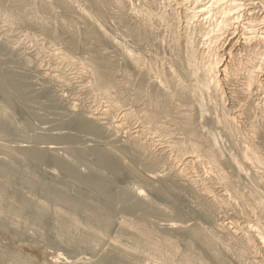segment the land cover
Listing matches in <instances>:
<instances>
[{
	"label": "rangeland",
	"instance_id": "obj_1",
	"mask_svg": "<svg viewBox=\"0 0 264 264\" xmlns=\"http://www.w3.org/2000/svg\"><path fill=\"white\" fill-rule=\"evenodd\" d=\"M168 1L6 0L0 4V45H4L0 50V63L3 61L0 64L1 73L17 71V75H26L35 97L33 103L24 106L13 100L8 101V97L0 93V111L3 113L0 115H13L14 134L6 135L0 131V264H217L219 261L225 264H264V161L253 167L243 160L249 144L254 146L259 156L264 157V78L257 74V84L250 88L246 83L249 73L254 72L255 75L256 71L261 70L259 63L263 65L262 60L257 61L255 53H251L258 51L259 46L256 45L255 50H252V46L251 50L250 47L239 50L236 46L235 62L247 63L251 68L246 70L248 73L245 70L238 73L235 83L222 85L220 98L217 95L209 98L205 91H197V98L201 102L204 100V117L197 104L195 107L194 103H182L176 99L174 112L160 114L156 121L150 122L148 116L156 113L152 99L156 72L169 69L173 72L174 78L171 80L175 81L166 87L170 93H173L179 81L186 83L183 85L186 89H198L195 84L203 79L205 66L209 65L210 59H215L211 58V54L214 53V57L224 45H228V37L233 31L218 30L216 18L213 17L216 9L211 17L206 16L207 13L203 17L195 15V2L201 0ZM213 1L202 0L201 4L210 5ZM242 1L243 5L250 3V0ZM118 2H122L123 11L128 16L123 21L126 26L115 18ZM259 5L256 3L249 11L251 20L242 18L237 21L236 35L240 34L243 23L249 21L254 25L255 33L261 35L264 32V6ZM245 9L244 13L247 12ZM141 13L152 14V19L150 24L149 21H142V24L149 25V35L139 39L130 36L127 31L136 25L144 30L139 21L141 16H138ZM87 21L99 25L112 42L99 45L88 40L85 36ZM216 29L219 33L213 34V37L212 33L218 32ZM66 31L75 34L76 45L73 48L69 46L70 34ZM186 41L187 46L193 48L194 57L199 56L194 58L191 65L185 62V58H181V64L176 65V59L181 57L176 55L177 46L185 50ZM96 48L101 49L112 72L110 85L103 89L95 86L96 78L91 71L90 60ZM207 50L212 52L207 54ZM129 55L141 60L144 67L127 62L124 57ZM195 64L197 67L193 68ZM150 65L153 73L148 72L149 68L146 67ZM197 68L202 71L198 72ZM192 69H197L198 77L192 75ZM70 109L83 115L106 112L103 118L108 123L109 133H116L118 130L115 126L122 124L119 132L125 139L116 135L111 143L113 146L125 144L119 156L123 170L115 172L107 166H99L98 152L109 149L103 147L105 143L102 140L106 141L105 138L80 132L75 125V115H71L73 119L69 115L73 114L69 112ZM65 114L69 115L68 118ZM187 117L191 119L194 134L184 128ZM227 123H231L230 134L223 128ZM212 135L215 142L209 139ZM243 136L244 139L241 138ZM90 146H94L96 152L89 150ZM81 147L90 151L88 157L85 160L74 159L72 150H81ZM31 148H37L36 154H40L37 158L29 150ZM191 155H198L199 161L191 162L188 159ZM216 155L233 163L238 162L243 168V175L226 164L222 171L223 178L221 174V178L210 176L217 169ZM73 162L76 163L78 176L93 178L97 173L102 174L109 185L108 192L127 190L134 195L135 191H142L144 195L141 200L132 196L131 200L134 204L142 202L144 207L135 212L114 206L103 211L108 202L106 195H94L91 188L86 189L75 177L66 180L67 170L72 169L70 164ZM5 168L9 170L5 171ZM4 171H10L11 175ZM161 175L165 176V180ZM29 176L38 179L44 189L61 188L75 204H79V197H85L106 216L108 222L117 218L116 223L112 221L108 228L92 220L89 213H78L73 217L74 224L72 221L69 224L65 221L67 215L71 214L68 208L61 200H51L41 187L32 188L25 183L23 180ZM229 179L235 181L236 190L231 187ZM177 181H185L186 186L192 183L194 192L198 193L203 186H207L218 203L214 206L203 205L200 196L177 185L175 187ZM167 185L171 188H166L169 187ZM160 188L164 190L161 192ZM250 226L257 233L259 230L258 237H251ZM229 227V230L236 231L234 238L226 234ZM122 232H125L124 235ZM206 253L205 258L203 254Z\"/></svg>",
	"mask_w": 264,
	"mask_h": 264
},
{
	"label": "bare ground",
	"instance_id": "obj_2",
	"mask_svg": "<svg viewBox=\"0 0 264 264\" xmlns=\"http://www.w3.org/2000/svg\"><path fill=\"white\" fill-rule=\"evenodd\" d=\"M6 0H0V4H3ZM125 1V0H124ZM149 1V0H148ZM170 1V0H169ZM168 1V2H169ZM187 1V0H186ZM190 1V0H189ZM199 1V0H198ZM202 1V0H201ZM201 1L200 2H195V12L197 16H202L205 15L207 13L206 16L210 15H213V11L214 9H216L215 12V16H213L214 18H216V21H217V26H218V30L219 31H228L227 32H232L230 33V36L228 37V45H224L221 49L220 52H218V54L216 53V55L214 57L213 54H211V58H215L214 60H211L210 57V63L209 65L205 66L206 70L204 72V75H203V79L200 80L199 82V79H198V82L197 86L195 87H198V89H186L183 85L186 84L184 82H177L176 86H174L176 89L173 91V93H170L169 88L166 89V87H169L170 84L174 83L175 80H171L174 78L173 76V72L167 70L166 72H164L163 70H159L158 72H156V77H155V81L153 82V88H154V96H152V99L154 100V105L156 107V113L152 114V115H149L148 116V120L150 122L152 121H156L157 119V116L160 115V114H163V113H166V114H171L172 112H174V110H176V103H175V100L178 99L180 102L182 103H194L195 107H196V104H197V108L200 110L201 112V115L202 117H204V110L205 107H204V100H202V102L199 100V98H197V91L198 90H201L200 92H206L209 96V98H212L213 95H217L219 98H220V90L222 85H225V84H228L229 82L230 83H235V80H236V77H237V74L240 73V72H247L246 70H248V68H251V67H248L249 64L245 63V64H239V62H235L236 61V51L234 52V50H236V46H238L239 50L241 49H244V48H247L252 46V50H255V46H259L257 48L258 51H260L259 48H261L262 51H260L261 53H258V51H250L251 53H255L254 54V57L258 60H262L263 62V65L261 64V62L259 63L261 66V70H259V72L256 71L255 75H253V73H249V75L246 77V80L248 83L247 86H249V88L251 86H254L256 81L258 79H256L257 74L258 75H261L262 78H264V32L260 34H257L255 33L254 31V25L251 24V21L248 22H245L243 23L244 26H241L240 27V34L236 35L235 34V30L237 27V24H239V20H241L242 18H245V20H251V14L249 13V11H251V8L254 7V5H256V3L258 4H263L262 6H264V1L263 0H250L249 4L245 3L247 5L244 6L243 3H241L242 0H212L213 2L210 3V5H203L201 4ZM204 1V0H203ZM248 1V0H247ZM155 2V1H154ZM183 2V1H182ZM243 2V1H242ZM254 2V3H253ZM178 3V2H177ZM181 3V2H180ZM179 3V4H180ZM170 4V3H169ZM178 4V5H179ZM122 5V2H118V6L116 7V11H115V18L116 20H118L119 23H121L122 25L126 26V24L123 22L125 21V19H128V16L126 15V13H124L123 11V7L121 6ZM161 5V4H160ZM164 5V4H163ZM259 5V7H260ZM131 6V5H130ZM183 6V5H182ZM180 7V6H179ZM258 7V8H259ZM165 8V7H164ZM167 8V7H166ZM181 8V7H180ZM183 8V7H182ZM246 8V9H245ZM147 9V8H146ZM244 9L247 10L246 13H244ZM264 9V8H263ZM162 10V9H161ZM189 11V10H188ZM192 11V10H191ZM131 12V11H130ZM135 12V11H134ZM151 12V11H150ZM175 12V11H174ZM194 12V13H195ZM143 13V12H142ZM141 15H138V16H141L139 19L141 25L143 26L142 28L144 30H142L139 25H136V26H132L129 28V30L127 31L129 33L130 36L134 37V38H147V36L149 35V25L146 24L147 21H149V24L151 22V19H152V14L150 13H147V14H142ZM159 13V12H158ZM256 13V12H255ZM40 14V13H39ZM161 14V13H160ZM163 14V12H162ZM189 14V12H188ZM253 14V13H252ZM135 15V14H134ZM137 15V14H136ZM155 15V14H154ZM173 15V14H172ZM171 16V15H170ZM187 16V15H186ZM192 16V15H191ZM190 16V17H191ZM40 17V16H39ZM168 17V16H167ZM182 17V16H181ZM189 17V18H190ZM194 17V16H193ZM192 17V18H193ZM196 17V16H195ZM255 17V16H254ZM44 18V17H43ZM138 18V17H137ZM157 18V17H156ZM197 18V17H196ZM207 18V17H206ZM204 18V19H206ZM158 19V18H157ZM208 19V18H207ZM89 20V19H88ZM145 20L146 23L143 25L142 24V21ZM90 21V20H89ZM169 21V20H168ZM176 21V20H175ZM182 21V20H180ZM186 21V20H185ZM188 21V20H187ZM244 21V20H243ZM88 22V21H87ZM199 22V21H198ZM214 22V21H213ZM242 22V21H241ZM260 22V21H259ZM258 22V23H259ZM161 23V22H160ZM191 23V22H190ZM254 23V22H253ZM177 24V23H176ZM185 24V23H184ZM188 24V23H187ZM215 24V23H214ZM156 26V25H155ZM192 26V25H191ZM190 26V27H191ZM206 26V25H205ZM259 27V26H258ZM151 28V27H150ZM173 28V27H172ZM191 29V28H190ZM212 29V28H211ZM196 30V29H195ZM194 30V32H195ZM215 30V29H214ZM217 30V29H216ZM217 30V31H218ZM238 30V29H237ZM254 30V31H253ZM212 31V30H211ZM210 31V32H211ZM215 31V33H212L213 34H216V33H219ZM68 34H70V39H69V46L70 47H74L76 45V39H75V34L71 33L70 31H66ZM167 32V31H166ZM214 32V31H212ZM226 32V33H227ZM237 32V31H236ZM222 32H220L221 34ZM9 34V33H7ZM171 34V33H170ZM192 34V33H191ZM190 34V35H191ZM205 34V32L203 33ZM219 34V36H220ZM201 35V34H200ZM85 36L88 40H92V41H95L97 44L101 45L102 43H105V42H112V40H110V38L108 37V35L106 34V32H104L102 30V28L97 25V24H91L88 22L87 24V28H86V32H85ZM176 36V35H175ZM181 36V35H180ZM193 36V35H192ZM209 36H210V33H209ZM222 36V34H221ZM227 36V34H226ZM23 37V36H22ZM61 37V36H59ZM168 37V36H167ZM206 37V36H205ZM204 37V38H205ZM212 37V36H211ZM214 37V35H213ZM68 36H67V42H68ZM166 38V36H165ZM189 38V36H188ZM35 39V38H34ZM170 39V37H169ZM201 39V38H200ZM209 39H212V38H209ZM215 39V38H214ZM222 39V38H221ZM60 40V39H59ZM66 40V39H65ZM188 40V39H187ZM219 40V39H218ZM26 41V40H25ZM181 41V40H180ZM210 41V40H209ZM208 41V42H209ZM213 41V40H212ZM225 41V40H224ZM66 42V43H67ZM179 42V41H177ZM190 42V41H189ZM16 43V42H15ZM203 43V42H202ZM205 43V42H204ZM211 43V42H209ZM1 44V43H0ZM177 44V43H176ZM185 44V43H184ZM192 43H190L191 45ZM196 44V43H195ZM208 44V43H207ZM217 44V43H216ZM20 45V44H19ZM28 45V44H27ZM68 45V44H67ZM110 45V44H109ZM164 45V44H163ZM187 41H186V47H185V50H181L179 46H177V54L176 55H181V57L178 59H176V65H180L181 62L183 61L182 59L185 58L186 61L185 62H188L190 63L191 65V62L193 60H195L194 58L197 59V57L199 56H196L194 57V50L192 51V49L189 48V46H187ZM202 45V44H201ZM204 45V44H203ZM206 45V44H205ZM212 45V44H211ZM214 46V45H213ZM212 46V47H213ZM216 46V45H215ZM219 46V45H218ZM222 46V44H221ZM220 46V47H221ZM4 47V45H3ZM2 45H0V50L3 49ZM111 47V46H110ZM119 48V46H117ZM209 49H211L210 45L208 46ZM215 48V47H214ZM218 48V47H217ZM216 48V49H217ZM16 49V47H15ZM34 49V48H33ZM7 50V49H6ZM220 50V48H219ZM238 50V49H237ZM250 50H251V47H250ZM33 51V50H32ZM114 51V50H113ZM197 51V50H196ZM217 51V50H215ZM249 51V50H248ZM13 52V51H12ZM26 52V51H25ZM106 52V51H105ZM210 51L207 50V54L209 53ZM212 52V50H211ZM210 52V53H211ZM243 52V51H242ZM128 53V52H127ZM198 53V52H197ZM200 53V52H199ZM209 53V54H210ZM219 53L221 54V56L219 55ZM241 53V52H240ZM247 53V52H246ZM223 54V56H222ZM18 55V54H17ZM197 55V54H196ZM203 55V54H202ZM251 55V54H250ZM19 56V55H18ZM219 56L221 57V59L219 60ZM6 57V56H5ZM38 57V56H37ZM208 57V56H207ZM3 58V56H2ZM125 60L133 65H137V66H143L144 67V63L139 60L138 58L136 57H133V56H125L124 57ZM182 58V59H181ZM240 58V57H239ZM26 59V58H25ZM209 59L207 61H209ZM256 59H254L253 61H255ZM21 60V59H20ZM202 60V59H201ZM204 60V59H203ZM251 60V58H250ZM1 61V60H0ZM91 61V71H92V74L94 75V77L96 78L95 80V86L98 88V89H103V88H106L108 85H110L111 81H112V72H111V68H110V63L109 61L104 57L102 51L100 48H96L95 49V52H94V55L92 57V59L90 60ZM199 61V59H198ZM3 62V61H2ZM1 62V63H2ZM7 62V61H6ZM4 62V63H6ZM0 63V64H1ZM204 63H207V62H204ZM21 64V63H20ZM196 64L197 63V60H196ZM195 64V65H196ZM12 65V64H11ZM15 65V64H14ZM189 65V64H188ZM193 65V68L194 67H197V65L195 66ZM201 65H203V63H201ZM255 65V64H253ZM29 66V65H28ZM3 67V66H2ZM6 67V66H5ZM148 67L150 73H153V69L150 66H146ZM198 67H201L198 65ZM241 67V68H240ZM7 68V67H6ZM189 68V67H188ZM192 68V67H191ZM190 68V69H191ZM9 69V68H7ZM147 69V68H146ZM157 69V67H156ZM198 69V68H197ZM197 69H192L194 70L193 71V76L194 77H198L197 75ZM201 69V68H200ZM5 71V69H3ZM36 70V69H35ZM50 70V69H49ZM174 70V69H173ZM199 70V69H198ZM252 70V69H251ZM255 70H258V69H255ZM254 70V71H255ZM202 70H199L198 72H200ZM8 73L7 74H2L4 72L1 73V70H0V93L4 95L5 98L8 97V101H15V102H19L20 104L22 103L24 106L26 105H29L31 102L33 103L34 101V94L31 92V89H30V85H29V80L27 81V77L26 75H17L15 74L14 72L12 73V71H7ZM51 72V71H50ZM175 72V71H174ZM251 72V71H250ZM18 73V72H17ZM23 73V72H22ZM38 73V72H37ZM52 73V72H51ZM248 73V72H247ZM189 74V73H188ZM33 75V74H32ZM197 75V76H196ZM29 76V75H28ZM192 76V77H193ZM241 76H244L241 75ZM36 77V76H35ZM41 77V76H39ZM43 77L44 75H42V80H43ZM187 77V75H186ZM189 77L191 78V75L189 74ZM46 78V77H45ZM44 78V79H45ZM72 78V77H71ZM197 79V78H196ZM239 79V78H237ZM242 79V78H241ZM32 80V79H31ZM46 80V79H45ZM49 80V79H48ZM51 80V79H50ZM78 80V79H77ZM179 80V79H178ZM39 81V80H38ZM41 81V80H40ZM238 81V80H237ZM240 81V80H239ZM243 81V80H242ZM31 82V81H30ZM33 82V81H32ZM54 82V81H53ZM195 82V81H194ZM42 83V82H40ZM44 83V81H43ZM56 83V81L54 82ZM52 84V83H50ZM58 84V83H57ZM64 84V83H63ZM194 84V83H193ZM257 84V83H256ZM46 85V83H45ZM44 85V86H45ZM56 85V84H55ZM94 85V84H93ZM231 85V84H230ZM64 86V85H63ZM62 86V87H63ZM66 86V84H65ZM89 86V85H88ZM234 86V85H233ZM246 86V84H245ZM40 87V86H39ZM86 87V86H85ZM188 87V86H187ZM262 87V86H261ZM48 88V87H47ZM53 88V87H52ZM93 88V87H92ZM142 88V87H141ZM224 88V87H223ZM50 89V88H49ZM244 89V88H243ZM247 89V88H246ZM211 90V91H210ZM242 90V89H241ZM248 90V89H247ZM259 90V89H258ZM50 90H48L49 92ZM55 91V90H54ZM53 91V92H54ZM62 91V90H61ZM249 91V90H248ZM251 91V90H250ZM47 92V93H48ZM199 92V93H200ZM244 92V91H243ZM35 93V92H34ZM247 93V92H246ZM49 94V93H48ZM48 94H47V98H48ZM52 95V92L50 93ZM201 94V93H200ZM203 94V93H202ZM224 94V93H223ZM222 94V95H223ZM256 94V93H255ZM50 95V97H51ZM55 95V93H54ZM57 95V94H56ZM60 95V94H59ZM58 95V96H59ZM152 95V94H151ZM45 96V95H44ZM43 96V97H44ZM53 96V95H52ZM204 96V95H203ZM40 97V96H39ZM46 97V96H45ZM56 97V96H55ZM78 97V96H77ZM264 97V96H263ZM61 97H57V99H59ZM67 98V97H66ZM204 98V97H203ZM62 99V98H61ZM64 99V98H63ZM206 100V98H205ZM222 100V98H221ZM64 101V100H63ZM78 101V100H77ZM247 101V100H246ZM51 102V101H50ZM59 102V101H57ZM62 102V100H61ZM66 102V101H64ZM200 102V103H199ZM261 102V101H260ZM47 103V102H46ZM69 103V100L68 102ZM18 104V103H17ZM52 104V103H51ZM56 104V103H55ZM70 104V103H69ZM178 104V102H177ZM207 104V103H205ZM222 104V103H221ZM22 105V106H23ZM54 105V104H53ZM60 105L62 106V104L60 103ZM263 105V104H262ZM19 106V104H18ZM59 106V104H58ZM72 106V102H71V105H69V108ZM74 106V105H73ZM103 106V105H102ZM257 106V105H256ZM220 107V105H219ZM226 107V106H225ZM259 107V106H258ZM263 107V106H262ZM21 108V106H20ZM27 108V107H26ZM64 108V106H63ZM62 108V109H63ZM66 108V107H65ZM64 108V109H65ZM68 108V109H69ZM104 108V107H103ZM117 108V107H116ZM240 108V107H239ZM25 109V108H24ZM30 109V108H29ZM28 109V110H29ZM35 109V107H34ZM67 109V108H66ZM73 109V108H71ZM69 110L72 111V110ZM108 109V108H107ZM5 110V109H4ZM41 110V109H40ZM75 110V109H74ZM72 111L71 113L73 114H69L70 117L71 115H75V125L77 126V128L79 129V131H83L86 132V133H91V134H95V135H98L99 138L101 136V138L103 139V137L105 138L104 140L106 141H103V143H105L103 145L104 146H107V152H98V155H99V160H98V163H99V166H107L108 168H110L111 170H114L115 172H119L121 170H123V167L120 163V159H119V156L121 154V151L124 148V145L125 144H121L120 146L116 145V146H113V144L111 143L112 140L116 137V135H119L121 136L123 139H125V136L121 135L120 132H119V129H120V126L122 124H119V126H115L116 129L118 131H115L116 133H109L108 131V128L106 125H108V123H105L104 120L105 118H103L104 114H107L106 112L104 113H90L88 115H83L82 113L79 114L75 111ZM79 110V109H78ZM110 110V109H109ZM194 110V109H193ZM238 110V109H237ZM30 111H34V110H30ZM51 111V110H50ZM65 111V110H64ZM108 111V110H106ZM8 112V111H7ZM52 112V111H51ZM63 112V111H62ZM99 112V111H98ZM103 112V111H102ZM206 112V111H205ZM232 112V111H231ZM55 113V112H53ZM58 113V112H57ZM65 113V112H64ZM78 113V114H77ZM0 114H3L1 111H0ZM43 114V112H42ZM211 114V113H210ZM213 114V113H212ZM243 114V113H242ZM11 115L12 114H9L8 115H0V131L3 133V134H6V135H9V134H13V127H12V118H11ZM31 115V114H30ZM45 115V113H44ZM66 115V114H65ZM64 115V117H66ZM68 115V116H69ZM206 115V114H205ZM214 115V114H213ZM13 116V115H12ZM34 116V115H33ZM36 116V115H35ZM46 116V115H45ZM68 116L66 118H68ZM241 116V115H240ZM239 116V117H240ZM261 116V114H260ZM259 116V117H260ZM38 117H41V116H38ZM63 117V118H64ZM69 117V118H70ZM252 117V116H251ZM51 118V117H50ZM54 118V117H53ZM52 118V119H53ZM61 118V117H60ZM59 118V119H60ZM73 119V117H71ZM71 118L69 119L70 122H71ZM229 118V117H228ZM235 118V117H234ZM233 118V119H234ZM39 119V118H38ZM108 119V118H107ZM186 120L184 121V128L186 129V131H188V133L190 134H194V132L192 131V128H191V119L189 117L185 118ZM232 119V118H231ZM230 119V120H231ZM239 119V118H238ZM36 120V119H35ZM56 120V119H55ZM68 120V119H67ZM219 120V119H218ZM43 121V120H41ZM53 120H51L52 122ZM62 121V120H61ZM205 121V120H203ZM221 121V120H220ZM233 121V120H232ZM73 122V121H72ZM202 122V121H201ZM216 123V121H214ZM235 122V121H234ZM50 123V122H49ZM62 123V122H60ZM59 123V124H60ZM121 123V122H120ZM124 123V122H123ZM205 123V122H204ZM237 123V122H236ZM35 124V123H34ZM65 124V123H63ZM202 124V123H201ZM222 124V123H221ZM235 124V123H234ZM241 124V123H240ZM66 125V124H65ZM224 125V124H223ZM222 125V126H223ZM233 125V124H232ZM238 125V124H237ZM253 125V124H252ZM57 126V125H56ZM74 126V125H73ZM74 126V127H76ZM106 126V127H105ZM234 126V125H233ZM262 126V125H261ZM53 127V126H51ZM59 127V126H57ZM62 127V124L61 126L59 127L61 129ZM73 127V128H74ZM113 127V128H115ZM238 127V126H237ZM240 127V126H239ZM50 128V127H49ZM72 128V129H73ZM223 128H225L227 130V132L230 134L232 132V129H231V123H227L225 125V127L223 126ZM56 129V128H55ZM58 129V128H57ZM111 129V128H110ZM139 129V128H138ZM144 129V128H143ZM204 129V128H203ZM231 129V130H230ZM240 129V128H239ZM238 129V130H239ZM41 131V130H40ZM80 131V132H81ZM139 131V130H137ZM66 132V131H65ZM75 132V131H74ZM78 132V133H80ZM247 132V131H246ZM252 132V130L250 131ZM255 132V131H254ZM253 132V134H254ZM261 132V131H259ZM63 133V132H62ZM256 133V132H255ZM70 134V133H69ZM123 134V133H122ZM137 134V133H136ZM140 134V133H139ZM14 135V134H13ZM12 135V136H13ZM80 135V134H79ZM138 135V134H137ZM70 136V135H69ZM142 136V135H141ZM46 137V136H45ZM63 137V136H62ZM138 137V136H137ZM154 137V136H153ZM251 137V136H250ZM145 138V137H144ZM241 138H245L244 136L241 137ZM247 138V137H246ZM41 139V137H40ZM39 139V140H40ZM43 139V138H42ZM67 139V138H66ZM94 139V138H93ZM96 139V138H95ZM147 139V138H146ZM211 141H216L214 135H212V137L209 138ZM252 139V138H251ZM48 141V139H45ZM43 140V142L45 141ZM80 140V139H79ZM90 140V138H89ZM97 140L100 141V139L97 138ZM248 139H246L245 141H247ZM35 141V140H34ZM46 141V142H47ZM92 141V139H91ZM130 141V140H129ZM253 141V140H252ZM41 142V141H39ZM45 142V143H46ZM126 142V141H125ZM140 142V141H139ZM148 142V141H147ZM248 142V141H247ZM255 142V141H254ZM33 144V143H32ZM31 144V145H32ZM216 144V143H214ZM36 145V143H35ZM34 145V146H35ZM94 145V144H93ZM152 146V145H151ZM243 146V145H242ZM41 147V145H40ZM157 147V146H156ZM82 148V149H81ZM79 149L81 150H78V149H75V150H72L73 153H75V158L74 159H83L84 160L88 157L90 151H88V149H84L83 147H81ZM127 148V146H126ZM37 149V148H36ZM36 149H29L33 154L34 156L37 158V156H39L40 154H36ZM40 149V148H39ZM150 149V148H149ZM89 150H95V147L94 146H90ZM130 151V150H129ZM197 152H199V148L197 149ZM125 153V152H124ZM261 153V152H260ZM122 155V154H121ZM139 155V154H138ZM187 155V154H186ZM214 155V154H213ZM137 157V156H135ZM140 157V155L138 156ZM142 157V156H141ZM202 157V156H201ZM143 158V157H142ZM225 158V157H224ZM224 158L222 157H218V155L215 156V164H216V170L213 171V173L210 175L208 173V175L212 176L213 177L215 175L218 176V178H221L220 174L222 175L223 174V170H224V165L228 164L230 165L231 168H236L237 170H239V175H243L241 172H243V168L242 166L239 165L238 162L234 161L235 163H233L231 160H225ZM227 158V157H226ZM38 159H40V157H38ZM188 159L191 161V162H196V161H199V156H188ZM228 159V158H227ZM138 160V159H137ZM140 160V158H139ZM202 160V159H201ZM243 160H245L246 163H249L250 166H259L261 162L264 161V157L263 156H259L257 153H256V150L254 148L253 145L249 144V146L247 147V149L245 150V153H244V156H243ZM207 161V160H206ZM209 161V160H208ZM205 162V161H203ZM174 164V163H172ZM71 165V168L72 169H68L67 170V173H66V180L68 179H71V178H74L77 180V182L81 183L86 189L88 188H91L92 189V193L96 196H101L102 194L106 195L107 197V206L105 208V210L103 211H107L109 210L110 208H112V206L114 207H117V208H123V209H126V210H130V211H138V209H142L144 207V204L141 202V203H132V197H135V198H142V196L144 195L142 191H135L134 195L130 194V191H127V190H123V191H117V192H108V183L106 182V180L104 179V177L102 176V174L100 173H97L96 175H94L93 178H89V177H83V176H78L76 174V171H75V165L76 163L73 162L70 164ZM176 165V164H175ZM188 165H191L190 163ZM196 165V164H195ZM207 165V164H206ZM263 164H261L262 166ZM134 166V165H133ZM178 166V165H177ZM205 166V165H204ZM188 167V166H187ZM210 169H211V166L209 165ZM208 167V168H209ZM213 167V166H212ZM229 167V166H228ZM252 167V169H253ZM136 168V167H135ZM203 169V167H201ZM259 168V167H257ZM263 168V167H262ZM1 169V168H0ZM9 170L8 168H5V171ZM132 170V169H131ZM7 175H11L10 174V171L9 172H5ZM159 171V170H158ZM185 171V170H184ZM202 171V170H201ZM53 171H50V173H52ZM133 172V171H132ZM131 172V173H132ZM183 172V171H181ZM197 172V171H196ZM212 172V171H211ZM257 172V171H256ZM134 173V172H133ZM200 173V172H198ZM202 173V172H201ZM216 173V174H215ZM237 173V174H238ZM262 173V172H261ZM54 174V173H53ZM187 174V173H186ZM133 175V174H132ZM207 175V176H208ZM137 176V175H136ZM156 176H159V175H156ZM182 176V175H181ZM197 176V175H195ZM200 176V175H199ZM204 176V175H203ZM202 176V177H203ZM134 177V176H133ZM162 177L163 179L165 178V176H160ZM204 178V177H203ZM217 178V177H216ZM222 178H223V175H222ZM249 178V177H248ZM136 179V177H135ZM167 179V178H166ZM199 179V178H198ZM202 179V178H201ZM252 179V178H250ZM165 180V179H164ZM200 180V179H199ZM216 180V179H214ZM220 180V179H219ZM230 180V179H229ZM249 180V179H247ZM25 183H27L30 187L32 188H36V187H41L39 185V180L34 178V177H25V179L23 180ZM69 181V180H68ZM167 181V180H166ZM179 181V180H178ZM175 182V187L177 185V187H179L180 189H183V190H189L190 192H193L195 193L196 196H200L199 199H201L203 202L202 204L205 205V206H210L211 204L214 206L216 203H218V201L215 200V196L212 194L213 192H211L207 186H203L202 190L200 193H198V191L194 192V188L193 187V184L191 183L189 186H186L185 184V181H180V182ZM213 181V180H212ZM240 181V180H239ZM253 181V180H252ZM202 182V181H201ZM207 182V180H206ZM205 182V184H206ZM241 182V181H240ZM185 183V184H184ZM252 183V182H251ZM202 184V183H201ZM204 184V185H205ZM234 184H235V181L232 179L230 180V185L231 187L233 188V190H236V188L234 187ZM203 185V184H202ZM169 186V185H167ZM173 186V185H172ZM209 186V185H208ZM224 186V185H223ZM42 190L46 191L49 195V198L51 200H61L64 204V206L66 208H68L69 212L71 214H68L67 215V219L65 220L66 222H68L69 224H71V221L72 223L74 224V220H73V217L75 214H78V213H89L90 216H91V219L92 220H97V222L102 225V226H107L108 228L111 226V223L112 221L116 223V220L117 218L115 219H112V221H109L106 219V216L101 213L99 211V209L97 207H95L90 201L86 200L85 197H79L80 198V202L79 204H75L72 199H70L69 197H67L63 191H61L62 189L59 188V187H54V188H51V189H44L43 187H41ZM165 188V187H164ZM164 188H160L159 191H163ZM166 188H171L170 186L169 187H166ZM173 188V187H172ZM227 188V186H226ZM221 189V188H220ZM229 190V188H227ZM167 190V189H166ZM165 190V191H166ZM171 190V189H170ZM223 190V189H222ZM172 191V190H171ZM160 192V193H161ZM166 193V192H164ZM163 193V195H164ZM181 193V192H180ZM230 193H232L230 191ZM168 196V193H166ZM229 194V193H228ZM227 195V194H226ZM231 195V194H230ZM243 195V194H242ZM132 196V197H131ZM165 196V195H164ZM165 196V197H166ZM253 196V195H252ZM202 197V198H201ZM232 197V196H231ZM225 198V197H224ZM141 200V199H140ZM230 200V199H229ZM139 202V201H138ZM208 202V203H207ZM259 203V202H258ZM256 204V203H255ZM254 204V205H255ZM262 204V203H261ZM231 206V205H230ZM262 206V205H261ZM145 209V208H144ZM119 222V221H118ZM245 222V221H244ZM121 225V222L119 223ZM234 224V223H233ZM77 225V224H76ZM236 225V224H234ZM258 225V224H257ZM237 226V225H236ZM234 226V227H236ZM242 226V225H241ZM260 226V225H259ZM245 227V226H244ZM247 227V226H246ZM249 227V226H248ZM253 226H250V229H249V233L252 235L251 237H258L257 235H259V230H258V233L257 231L254 229V228H251ZM255 227V226H254ZM230 227L228 229H226V231H228V233L226 232L227 235L231 236L232 238L235 237V233L236 231H232V230H229ZM235 229V228H234ZM243 229V228H242ZM242 231V230H240ZM189 232V231H188ZM123 233V232H122ZM121 233V234H122ZM125 233V232H124ZM123 233V235H124ZM245 234V233H244ZM247 236V235H246ZM263 236V235H261ZM123 237V236H122ZM121 237V238H122ZM263 238V237H260V239ZM249 239V238H248ZM250 240V239H249ZM253 240V239H252ZM264 240V239H262ZM111 242V241H110ZM261 242V241H260ZM264 241H262L263 243ZM247 243V242H246ZM248 245V244H246ZM263 248V247H262ZM261 248V250H262ZM244 251H246V249L243 247ZM254 249V248H253ZM257 249V248H256ZM249 250V249H248ZM1 251V250H0ZM4 251V250H3ZM125 251V250H124ZM9 252V251H8ZM258 252V251H257ZM2 254V253H1ZM6 254V253H5ZM3 254V255H5ZM9 254V253H8ZM262 254V253H261ZM7 255V254H6ZM208 255V253L206 254H203V256L206 258ZM9 256V255H8ZM202 256V254H201ZM3 257V256H2ZM1 262V261H0ZM256 262V261H255ZM28 263V262H27ZM26 263V264H27ZM217 264H225L224 262L222 263L221 261H219Z\"/></svg>",
	"mask_w": 264,
	"mask_h": 264
}]
</instances>
